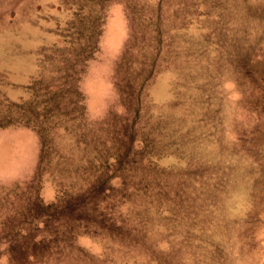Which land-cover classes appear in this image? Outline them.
I'll return each mask as SVG.
<instances>
[{"label":"rangeland","instance_id":"rangeland-1","mask_svg":"<svg viewBox=\"0 0 264 264\" xmlns=\"http://www.w3.org/2000/svg\"><path fill=\"white\" fill-rule=\"evenodd\" d=\"M43 222L27 263L264 264V0H0V264Z\"/></svg>","mask_w":264,"mask_h":264},{"label":"trees","instance_id":"trees-1","mask_svg":"<svg viewBox=\"0 0 264 264\" xmlns=\"http://www.w3.org/2000/svg\"><path fill=\"white\" fill-rule=\"evenodd\" d=\"M150 20H148V22H146L148 25L150 24ZM102 22H103V18H101V17H99L95 21V26L94 27L96 29V31H95L96 39L94 40V45L95 46L93 47L95 50L92 49L91 54L97 51L98 40L100 39L101 34H102V30H101L102 29V24H101ZM89 31H90V33H89V42H90V41H92V34L94 36V28H92V26H91L89 28ZM154 33H156V36H159L162 39L161 32H160V30L158 28H156ZM78 35H80V33H78ZM86 49H90V45H88L85 49H82V51L81 50H77L76 54H74V58H75L74 60L75 61L73 60L74 63L71 66V69H72L73 72H76L78 67L82 66L84 63H86L90 59V55L86 57V55H88V51H86ZM65 74H66L65 79H68L69 76H67L68 75L67 72ZM134 144H135V140H134ZM93 189H94L93 187H90L83 194H80L78 200L81 199V198H85V196L89 198L90 194H92L93 191H94ZM109 190H110L109 188H105L103 191L100 192L99 189H98V191L101 194H105L104 196H106V193ZM107 201L108 200L105 199L104 201H100L99 203L98 202L96 203L95 199L93 198V196H90V199L87 202H85V205L83 203L81 206L77 207V209L75 211L78 212V216H77V218H74L72 222H74V223H77V222L78 223H82L83 225L86 224V226H83V228L86 229V230L89 229L88 226H87L88 222L83 217V215H85V212L88 211V209H86L88 206H91V208L94 207L92 209L93 210L92 212H93L94 216L97 217V221H98V222H95V224H94V227L96 228L95 230L101 231V235H103V233L105 235H107L108 233H110V231L107 228L111 227V224H109V220L108 221L105 220V214H103V213H99L98 215H95V214H97L96 212H98V210L101 209V205L106 203ZM69 205L70 204L67 203V202L66 203H64V202L59 203L58 202V203H53V204H50V205H47V206L43 205V208H45V210H47L48 212L53 211L54 213H56V215L64 216V219L66 221L67 219L69 220L70 217L73 214V209H71V207H70L71 205L70 206ZM100 211H102V210H100ZM67 213H68V215H67ZM46 217L49 218L50 216L47 215ZM99 218L102 219V220H100ZM68 220H67V222H68ZM69 221L71 222V220H69ZM67 222L66 223L64 222L65 224L63 225L61 230L49 229L48 226H47V223L43 222L44 224H46V229H44L41 234L35 235V237L33 239H29V241L26 242L28 244V246H14V247L10 246L5 251L6 255H7V258H8V264H20L19 260H17V256L18 255L22 256L21 258H23L24 264H30V263H27L26 261L36 259L37 257L39 259H44L46 261H49V260H52L54 257L64 256L63 254L66 251V249H64L66 247H64V246H67V244L63 243L64 244V246H63L64 248H61L60 245H59L60 249L57 246H53L52 248H50V244H51L52 240L55 241L56 239H59V238H62V237L65 238V236H68L69 233L72 234V237L76 236V235H73L72 231H69L67 229ZM105 225H110V226L106 227ZM78 227H80V225ZM22 233L23 234H19L20 238H24V239L31 238V234H27L25 232H22ZM84 233L85 234L91 233V234H94V235H98V234H96L97 232L91 231V230H87ZM60 235H62V236H60ZM20 247H21V249H20Z\"/></svg>","mask_w":264,"mask_h":264},{"label":"crops","instance_id":"crops-1","mask_svg":"<svg viewBox=\"0 0 264 264\" xmlns=\"http://www.w3.org/2000/svg\"><path fill=\"white\" fill-rule=\"evenodd\" d=\"M37 155V154H36ZM36 160H37V157H36ZM36 164H34V166H35Z\"/></svg>","mask_w":264,"mask_h":264}]
</instances>
